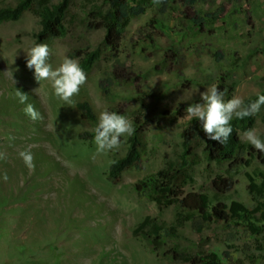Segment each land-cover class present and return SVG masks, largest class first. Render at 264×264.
Segmentation results:
<instances>
[{
  "label": "rangeland",
  "instance_id": "rangeland-1",
  "mask_svg": "<svg viewBox=\"0 0 264 264\" xmlns=\"http://www.w3.org/2000/svg\"><path fill=\"white\" fill-rule=\"evenodd\" d=\"M69 1L67 35L47 44L53 69L73 51L92 50L104 40V30L88 26L94 9L107 8L104 0ZM193 11L200 16L220 11V18L207 19L201 32L185 18L183 5L153 0L143 15L131 21L117 57L104 58L95 67L71 105L54 95L48 81H41L39 96L34 94L41 85L34 69L26 65V52L39 44L35 38L38 19L28 12L18 21L0 25V264H180L165 256L173 248L185 254L216 252L221 257L230 249L246 264H264V231L247 241L239 227L238 239L230 243L232 229L223 222L202 234L186 222L178 237L164 240L158 252L133 236L147 216L176 223L177 206L160 210L155 202L140 200L135 184L180 160L181 133L191 121L184 118L186 108L201 103L200 94L213 84L235 87L224 95L225 100L234 95L243 101L264 95V0H208L196 4ZM152 18L163 25L165 35L157 40V49L142 52L135 45L136 32ZM172 48L180 55V64L166 59ZM117 62L131 67L139 77L136 82L113 81L103 96L99 85L111 78ZM8 69L17 83L4 74ZM16 89L28 95L26 103L40 112L41 120L33 121L25 114L26 103L20 102ZM79 102L91 105L96 124L82 119L76 108ZM182 105L186 108L178 112ZM112 109L122 111L133 126L137 118L144 122L141 168L125 172L116 185L108 182V169L115 158L126 154L130 136L121 138L118 149L107 152H98L95 142L79 137L94 132L99 114ZM263 115L261 106L254 125L260 137ZM240 137L248 144L244 132ZM25 150L34 157L31 170L19 156ZM196 152L201 156V146ZM228 167L229 162L209 164L201 157L200 164L189 171L186 192L214 198L212 180L233 176L234 189L220 199L228 205L240 202L254 208L248 185L260 183L262 158L252 159L236 174L229 173Z\"/></svg>",
  "mask_w": 264,
  "mask_h": 264
},
{
  "label": "trees",
  "instance_id": "trees-1",
  "mask_svg": "<svg viewBox=\"0 0 264 264\" xmlns=\"http://www.w3.org/2000/svg\"><path fill=\"white\" fill-rule=\"evenodd\" d=\"M152 1L104 0L107 8L94 9L93 21L88 25L94 30L105 31L102 45L92 50L90 48L75 50L68 55V58L78 59L80 66L88 76L104 58L111 60L117 57L131 21L143 15ZM207 1L169 0V2L183 5L186 8L185 18L201 32H205L207 19L220 18V11L205 16H200L193 11L196 4ZM69 9V0L59 2L54 0H13L7 4L1 1L0 25L18 21L29 12L38 19L39 30L35 34L37 43L51 44L67 35L66 18ZM164 30L165 28L159 21H156L155 18L150 19L137 30L136 47L142 52L157 49V40L165 35ZM175 50L170 49L166 53V59L177 65L181 63V57ZM138 77L131 67L117 62L111 72V78L101 81L99 87L103 96H107L113 81L136 82ZM234 88L233 86L226 88L223 83L218 86V89L225 94L233 92ZM257 97L258 95L250 96L244 100V103L254 102ZM76 108L82 119L89 123H97V116L88 102H79ZM184 108L186 105H182L178 112ZM110 112L122 114V111L118 109H112ZM255 119V115L243 120L234 117L230 122L233 133L226 144L208 139L201 123L192 119L181 133L183 151L180 160L165 164L164 168L135 184V190L140 200L155 202L160 210L173 205L177 206L180 212L176 217V223L169 225L157 217L147 216L134 229L133 236L141 238L152 251L158 252L164 240L178 237V230L186 222H190L192 229L198 234L210 230L217 223H227L232 229L228 235L230 243L238 239L236 230L239 227H243V238L247 241L250 240L252 234L261 235L264 231V173L260 174V183L251 182L248 185L249 194L255 202L254 208H248L240 202H232L228 205L220 199V196L234 189L233 176H217L212 180L211 187L214 198L202 192H186V186L191 178L189 171L193 165L200 164L201 157L209 164L229 162L228 171L231 174L238 173L242 166H249L252 159L262 158L264 162V153L255 150L250 144L244 143L240 137L241 132L254 128ZM262 124L264 126V115ZM134 128V134L128 139L126 154L115 158L108 169L107 180L111 184H119L125 172L141 168L145 148L144 122L137 118ZM94 136L95 131L84 132L79 137L83 141L94 142ZM261 137L264 139V131ZM198 146H201V156L196 152ZM249 250V245H246L245 253L250 252ZM165 256L180 264H246L237 251L230 249L223 253V257L216 252L185 254L175 248L168 249Z\"/></svg>",
  "mask_w": 264,
  "mask_h": 264
},
{
  "label": "clouds",
  "instance_id": "clouds-1",
  "mask_svg": "<svg viewBox=\"0 0 264 264\" xmlns=\"http://www.w3.org/2000/svg\"><path fill=\"white\" fill-rule=\"evenodd\" d=\"M154 2L160 3L161 0H154ZM26 53V65L28 69H34V78L41 85L33 90L34 94L39 96L42 88L41 81H48L54 95L64 103L71 105L74 102L73 97L79 94L81 87L87 82V75L80 66L79 60L65 57L59 67L53 69L48 62L50 50L45 43L31 47ZM4 74L15 81L10 69ZM16 95L22 104L28 101V95L18 89H16ZM200 95L202 102L191 103L185 110L184 118L198 120L208 139L221 144H226L233 133L230 122L234 117L243 120L254 116L260 111L261 106H264V95H258L257 99L249 104H245L243 99L236 95L225 100V93L220 91L215 84L206 88V91ZM182 99L183 97L177 103ZM24 112L33 121L43 118L31 103H26ZM94 131V142L98 152H107L118 149L121 145V138L133 135L135 128L132 121L125 115L105 110L99 114L98 125ZM244 139L255 150L264 153V139H261L255 128L245 131ZM19 156L27 168L30 170L34 168V157L30 150L21 151ZM0 158H3L2 154ZM2 178L7 181V173H4Z\"/></svg>",
  "mask_w": 264,
  "mask_h": 264
}]
</instances>
